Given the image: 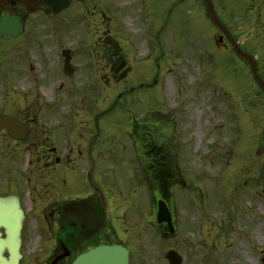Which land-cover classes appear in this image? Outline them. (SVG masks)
Listing matches in <instances>:
<instances>
[{
  "label": "rangeland",
  "instance_id": "obj_1",
  "mask_svg": "<svg viewBox=\"0 0 264 264\" xmlns=\"http://www.w3.org/2000/svg\"><path fill=\"white\" fill-rule=\"evenodd\" d=\"M213 1L221 20L257 58L264 78V0ZM104 3L109 18L101 15L99 11L105 8L99 4L96 14L87 10L88 15L68 18L64 37L61 27L46 23L33 29L29 38L24 34L25 41H4L1 74L19 75L13 83L7 82L14 92L9 100H15V108L27 109V103L34 101V108L43 112H65L69 130L95 128V117L109 110L101 119V127L111 132L105 143H111L118 172L128 158L133 160L129 143L134 141L127 133L133 117L137 131L140 121L143 123L148 143H164L171 160L177 158V165H172L178 182L171 187L170 202L177 217L178 236L162 241L155 227L152 191L146 200L147 209L141 205L147 210L148 224L127 231L126 237H136H124L135 246V251L131 247L134 255H146L135 264H169L165 255L172 248L183 257V264H264V95L248 64L227 41H219V31L197 0ZM87 11L82 7L80 12L77 6L68 10L70 15ZM107 36L124 46L121 54H125L127 64L116 76L112 77L107 68L96 69L94 76H107V83H97L85 66L81 72V62V71L65 79L62 66L57 64L59 50L66 46L72 49L78 43L77 49L80 43L99 46ZM34 78L36 101L31 93ZM56 82L67 88L60 97ZM142 83L148 86L140 88ZM123 92L117 105L99 110L105 107L107 97L114 94L117 99ZM61 99L62 104L41 107L44 101ZM100 142H104L102 136ZM157 156L150 150V190L152 185L157 189L161 184L155 170ZM119 228L118 224L121 234Z\"/></svg>",
  "mask_w": 264,
  "mask_h": 264
},
{
  "label": "flooded vegetation",
  "instance_id": "obj_2",
  "mask_svg": "<svg viewBox=\"0 0 264 264\" xmlns=\"http://www.w3.org/2000/svg\"><path fill=\"white\" fill-rule=\"evenodd\" d=\"M47 1L0 0V18H17L22 24L19 37L27 30L31 31L46 23L61 27L64 36L68 31V18L88 15L87 10L96 14L99 4H104L105 8L99 11L101 15L109 18L105 0H71L69 8L59 14L53 13ZM76 6L80 12L82 7L87 12L70 15L68 10ZM28 25L33 28H28ZM2 41L0 39V47ZM78 44L72 49L68 46L62 48L71 50L70 63L74 67L71 77L81 71V62V72L85 71V66L89 69L86 73L92 76L96 74V69L99 71L100 68H107L112 77L127 64L123 60L125 54L123 57L121 54L124 46L115 37L107 36L99 46H96L97 43L89 46L81 44V48L77 49ZM80 57L83 59L79 60ZM64 61L65 58L61 57L59 63L64 64ZM124 74L126 72L120 79ZM17 78V75L2 76L0 71V112L14 117L26 130L25 133H20L22 138L17 139L6 129H0V196L18 198L25 213L21 263L71 264L80 253L99 244L120 242L128 246L119 237L117 227L119 224L125 233L130 230L127 214L132 206L134 213L139 215L140 222L148 221L146 213L138 212L141 199L146 197L148 182L147 175L143 174L144 170L140 171L138 167H135L136 173L131 179L122 173L117 174L115 152L111 143H105L111 132L109 128L101 127V119L109 110L101 117H95V128L69 130L68 125L66 126L68 115L65 112L51 113L45 110V113L34 108V101L27 103V109L15 108V100H9L14 92L7 82L10 80L13 83ZM99 78L107 83L106 75H100ZM108 78L111 79L110 76ZM31 84L34 87V91H31L34 94L32 98L36 101V81ZM142 85L140 88H143ZM56 88L59 89L56 91L59 97L67 89L63 85H57ZM123 96L124 92L117 97L120 100ZM107 98L105 107H99V110L104 111L106 107L111 109L112 103L119 102L114 94ZM61 101L63 100L44 101L41 107H53L62 104ZM86 118L87 115L83 117V122L87 121ZM131 126L130 136L137 141L138 126L134 121ZM58 127H63V130ZM140 128L142 129V124ZM141 133L142 130L140 135ZM101 136L104 138L103 143L100 142ZM139 187L142 195L132 196L133 190L137 193ZM135 220H138L137 216ZM160 228L163 233H167L165 224L160 225ZM37 229L48 231L47 237L38 238ZM145 256L131 253L130 264L142 261Z\"/></svg>",
  "mask_w": 264,
  "mask_h": 264
},
{
  "label": "water",
  "instance_id": "obj_3",
  "mask_svg": "<svg viewBox=\"0 0 264 264\" xmlns=\"http://www.w3.org/2000/svg\"><path fill=\"white\" fill-rule=\"evenodd\" d=\"M203 1L205 2L207 14L211 21L225 34L237 55L251 66L252 74L264 92V79L259 74V67L255 58L250 53L242 50L240 44L219 18L213 1ZM51 4L54 6V11L59 12L67 6L68 2L62 1L58 5L51 2ZM19 27L17 21L10 17H3L0 20V34L2 36L10 34L16 37ZM0 126H5L9 130L14 131V126H12L10 120L1 114ZM22 218L23 215L16 205L10 208L8 201L0 198V227L7 226L8 228L7 239H3L0 232V264H20L19 247L21 243ZM159 221H168L171 223L170 212L164 202L159 204ZM6 248H10V259L4 256ZM167 257L171 264H182L181 258L175 251H170ZM73 264H129V251L122 245L100 246L82 254Z\"/></svg>",
  "mask_w": 264,
  "mask_h": 264
}]
</instances>
